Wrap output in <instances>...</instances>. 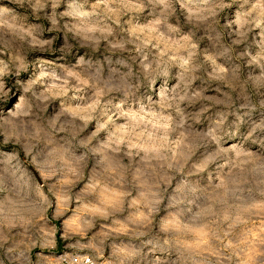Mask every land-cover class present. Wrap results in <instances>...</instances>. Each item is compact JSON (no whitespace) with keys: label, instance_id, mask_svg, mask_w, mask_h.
Masks as SVG:
<instances>
[{"label":"rangeland","instance_id":"1","mask_svg":"<svg viewBox=\"0 0 264 264\" xmlns=\"http://www.w3.org/2000/svg\"><path fill=\"white\" fill-rule=\"evenodd\" d=\"M264 264V0H0V264Z\"/></svg>","mask_w":264,"mask_h":264},{"label":"built area","instance_id":"2","mask_svg":"<svg viewBox=\"0 0 264 264\" xmlns=\"http://www.w3.org/2000/svg\"><path fill=\"white\" fill-rule=\"evenodd\" d=\"M52 264H105L89 253H64Z\"/></svg>","mask_w":264,"mask_h":264}]
</instances>
